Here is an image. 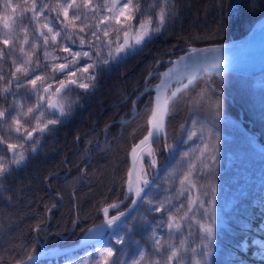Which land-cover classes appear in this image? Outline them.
Segmentation results:
<instances>
[{
	"label": "trees",
	"instance_id": "1",
	"mask_svg": "<svg viewBox=\"0 0 264 264\" xmlns=\"http://www.w3.org/2000/svg\"><path fill=\"white\" fill-rule=\"evenodd\" d=\"M167 11L165 26L155 31V36L138 54L95 67V79L89 87L74 90L64 123L50 126L37 152L20 167L6 171L0 179V264L27 258L38 250L37 240L44 238L47 246L74 243L90 226L101 222V209L124 198L129 150L148 130L152 103L151 98L144 103L145 96L137 100L138 112L132 119L127 123L118 121L133 114L132 99L143 88L146 75L156 68L158 60L182 53L188 46L220 44L244 36L264 14V0H171ZM10 65L9 61L0 59L4 85L8 84ZM135 86L138 88L133 95L124 99ZM10 95L8 92L3 98L0 92V111L8 107ZM262 115L264 109L257 105L254 95L237 84L234 74L224 73L219 78L205 76L174 99L165 141L163 138L153 141L157 164H165L151 187L159 192L178 186L173 171L181 164L187 147L192 150L194 146L199 149L216 140L224 142L210 147L218 153L214 162L202 170L197 180L199 186L204 181L223 192V185L233 186L234 176L242 177L243 170L253 168L250 170L254 180H242L239 192H245L244 195H234L235 201L228 209L219 204L224 221L214 233L209 264H264V253L252 243L255 236L264 242L259 226L264 217ZM95 120L98 132L88 131ZM106 125L103 134L101 129ZM79 134L82 136L76 142ZM97 137L98 144L90 146V141ZM226 149L233 153L234 159L225 157ZM206 193L209 196L211 192ZM131 200L130 197L118 211L126 209ZM183 204L182 197L171 209L181 214ZM136 212L127 219L128 223ZM167 213L148 210L154 222ZM149 227L146 229L150 230ZM140 229L133 234L139 238L140 248H149L147 237ZM109 243L116 245L112 240ZM61 261L59 258L58 263ZM36 264H48V261Z\"/></svg>",
	"mask_w": 264,
	"mask_h": 264
},
{
	"label": "rangeland",
	"instance_id": "2",
	"mask_svg": "<svg viewBox=\"0 0 264 264\" xmlns=\"http://www.w3.org/2000/svg\"><path fill=\"white\" fill-rule=\"evenodd\" d=\"M8 2L16 7L15 12H13L11 8H5V4ZM35 2L38 10L41 7L44 9L43 14L39 16V25L35 20L31 19V0H0V16L4 17L3 20H0V41H2L6 35H9L12 41L8 46L3 44L4 48L0 49L4 52L3 59L9 61L11 64L8 81L6 80L8 84L5 83L4 85L2 83L3 80L0 79V92L3 98L8 92L12 95L8 107L6 108L5 106L1 110L5 112V117L0 120V123L3 125V132L0 134V139L4 141L0 143V164H3L7 171L20 167L30 155L37 152L43 140V136L47 134L48 129L43 133L38 129L33 131L37 123L35 117L38 116L39 113L42 112L44 114L41 117V127L43 123L47 122L49 119L57 120L58 123L56 124L65 121V115H54L49 113L46 109L49 100L55 96L59 81L63 80L65 82V88L57 96V101L59 107L63 106L64 112H66L71 104L70 101L72 100L74 90L84 89L78 87V84L86 83L89 85L92 80L89 77L93 76L95 67L104 63L103 61L105 59L108 61H119L134 57V55L138 54L139 50L144 48L148 40L141 45H135L133 33L138 31L140 23H147L149 19H151L152 27L155 29L158 23V13L161 9H164L168 15L167 7L171 6V0H166V2L165 0H133L134 4H139V10L134 13V19L127 20L125 16H119L118 23L117 20L113 18V13L108 12L106 9V5H110L113 0H92L91 6L88 8L81 7L79 10L75 8L69 9V18L77 11L81 18L69 24L66 28L64 25L68 24V21L64 19L60 9H57V11H52V9L56 8L58 4L69 3L68 0H35ZM115 2L119 6L124 0H115ZM77 3L82 4V0H77ZM92 7H95L96 10L92 11ZM58 12H60L59 15ZM127 14L126 12L125 15ZM263 15L261 17H264ZM105 17H108V19H103ZM46 21L50 22L49 26L53 27L54 31H59L61 33L55 42H52L47 29L42 27L43 23ZM5 24L8 25L7 28H5ZM81 27L84 28L83 32L79 30ZM22 29H26L27 31L25 32ZM104 30L108 32L107 36L104 35ZM125 31L129 32L128 39L133 45V48L128 49L127 55L123 52L117 54L118 44L123 45L125 40ZM41 32L45 35H49V42L47 45L43 42V37L40 35ZM93 33H95V35H93ZM26 36L28 43L25 44L24 40ZM153 36H155V31L152 32L151 38H153ZM81 38L84 40L83 44H81ZM33 45H35V48H33ZM63 47L69 48L70 51H62ZM188 47V52L180 56V58L187 55L190 52L189 50H192L194 46ZM20 48H24V50L31 55L33 63L29 67V76L25 77L22 73H16L17 78H13V73H15L16 68L13 61L15 60L18 65L27 59V57L20 52ZM45 51L49 53L47 58H45ZM73 52H87L89 55L88 57L81 55L75 58V61L70 63L68 70L63 74H57V69L54 71L52 65L73 61V57L70 54ZM53 56L59 59L53 60ZM168 58V60L164 58L158 61L160 64L163 62L171 63L170 60L173 56ZM88 65H93V67L88 68V71H83ZM45 67H48V71ZM68 71H75L76 75H68ZM158 72L159 70L154 71L148 75V77H157ZM233 74L234 78L237 79V84L254 95L257 105L264 109V73L248 76L237 73ZM235 74L237 76H235ZM37 75L43 77V80L37 81L38 93L34 91L32 85L28 83L29 79L35 78ZM220 76L221 75H218L217 77ZM0 77H2L1 73ZM70 80H75L77 83L71 84L69 83ZM248 80L250 81L249 83H247ZM48 84H51V87L48 93H45L43 87ZM6 87L9 88V91L4 92L3 89ZM152 88H154V86H148L147 84L143 92H147V90ZM173 90L170 92L173 93ZM170 92L168 93L169 96L171 94ZM40 97H43V99H40ZM37 105H39L38 108L36 107ZM29 107H33L34 111L33 113L26 114ZM18 113L20 114L21 133L15 131L16 124L13 122V118L16 117ZM262 117H264V115H262ZM121 120L124 122L125 117ZM52 125L55 124H49L48 128ZM91 127L92 126L89 128ZM24 129L33 131L31 139H25L27 133ZM249 130L252 131L251 128ZM208 135L210 138L213 137L210 134ZM175 142L173 144L174 146L176 144ZM9 143L17 145V147L14 150H9ZM213 143H217V146L224 144L223 141L216 140L205 146H201L199 149L194 146L192 150L188 147L183 150L181 164L173 171V175L178 178V186L176 188L169 186L162 189V192H159L157 188L151 189L155 182L152 183L150 188H144L143 185V180L145 178L151 182L152 178L150 175H152L155 167H157L156 165H158L155 148L153 144H151L152 151L150 154L143 157L138 175L139 179L137 180L140 188L146 190L145 194L142 196L143 202L140 201L136 210L137 212L131 218V222L128 223L126 221L116 226L112 235L108 237L112 238L116 245L112 246L110 244H105L107 238L101 245L92 247L85 253L63 264H105L106 260L108 264H132L133 260L139 259L140 253L144 255V260L141 264H155L156 261H160V264H164L171 251L169 246L178 249V258L173 261V264H197V262H199V264H209L211 257L210 250L212 249L214 239L212 241L207 239L200 230V224L207 226L211 223L215 233L224 221L221 216V211H219V204H221L223 209H228L235 201L234 195L242 193L239 192L243 186L242 180L248 182L254 180V178H251L252 172L250 169H253L251 167L247 168L248 170L246 171L243 170L244 174L242 177L234 176L232 178V187L223 185L222 187L225 190L223 192H221L219 188H215L211 183H206L204 181H202L199 186L197 180L202 170L209 167V165L214 162L218 153L217 150L210 149ZM20 145H23V147H20ZM25 145H28V148H25ZM33 148L36 149L35 152L32 151ZM20 152L24 153L25 160L17 165L12 161L14 159V153L18 154ZM171 152L173 154L172 150ZM223 153L228 160L234 159L231 151L226 149ZM167 154L171 157L170 152ZM153 160L156 161L155 166L151 164ZM186 176L187 180H185ZM181 181H184V183H181ZM232 188H235V190L232 191ZM206 192L211 193L208 196ZM225 192H227V194L222 195ZM182 197L184 198V204L182 206L183 212L177 215V211L171 209V206ZM213 200L215 201L214 205L212 204ZM190 202L192 204L191 211H189ZM201 202L204 204L203 208L200 207ZM175 207L177 208V206ZM154 209H159L157 210L158 212L165 211L168 213L165 217L159 218L157 222H154L153 218L148 214V210L154 211ZM185 214H187V218H185ZM169 217L174 218V225L175 223L181 225L179 230H176L175 226H173L171 230L168 228ZM147 225L150 226V230L146 229ZM259 226L261 234L264 236V217ZM140 228H142L145 237H147L149 248H140V240L133 234L134 230ZM118 238H121L123 242L117 243ZM156 239H159L161 244V250L159 252L156 251ZM252 243L260 247L261 251L264 253V242L260 237L253 238ZM205 245H207V247H205ZM242 245L244 247L246 246V240L242 241ZM106 248H112L113 256H107V253L104 251ZM205 252L209 253V255H205Z\"/></svg>",
	"mask_w": 264,
	"mask_h": 264
},
{
	"label": "snow or ice",
	"instance_id": "3",
	"mask_svg": "<svg viewBox=\"0 0 264 264\" xmlns=\"http://www.w3.org/2000/svg\"><path fill=\"white\" fill-rule=\"evenodd\" d=\"M165 2H166V0H165ZM31 3H32V7L30 9V11L32 12L31 19L35 20L37 22V24L39 25V16L43 14L44 9L41 7L38 10V7H37L35 0H31ZM91 3H92V0H82V4L77 3V0H71V2H69V3L58 4L56 8L52 9V11H57V9H60V12H62V14L64 16V19L66 21H68V24L64 25V27L67 28L69 24H72L74 21L79 20L81 18L78 11L74 12L72 17L69 18V9L75 8V9L79 10L81 7L88 8L91 6ZM5 8L6 9L11 8L13 12L16 11V7L13 4H11L10 2L5 4ZM106 9L108 12L113 13V18H115L117 20V22L119 23V16H125V19H127V20L134 19V13L137 10H139V4L138 3L134 4L133 0H124V2L118 6L117 3L115 2V0H113V2L110 5H106ZM95 10H96V8L92 7V11H95ZM60 12H58V15L60 14ZM126 12L128 13L127 15H125ZM166 15H167L166 11L164 9H161V11L158 13V23H157L155 29H153V27H152L151 19H149L147 21V23H143V22L140 23L138 31L133 33L134 39H135V45H141L146 40H150L151 34L153 31H157V32L160 31L165 26ZM3 19H4V17L0 16V20H3ZM103 19H108V17H105ZM49 24H50V22L46 21L45 23H43L42 27L47 29L48 34L50 35L52 42H55L57 37L60 36L61 33L59 31H54L53 27H50ZM85 26H87V25H85ZM7 27H8V25L5 24V28H7ZM22 30H24L25 32L27 31L26 29H22ZM79 30L81 32H83L84 28L81 27ZM40 35L43 37L44 44L47 45L49 42V35H45L43 32H41ZM93 35H95V33H93ZM104 35L105 36L108 35L107 30H104ZM124 36H125V40L123 42V45L118 44V46H117V54L123 52L127 55L128 49L133 48V45L129 42V39H128L129 32L125 31ZM0 42H2L5 46H8L12 41H11L10 36L6 35L5 38ZM24 43L25 44L28 43L27 36L25 37ZM83 43H84V40H83V38H81V44H83ZM33 48H35V45H33ZM62 51L69 52L70 50L67 47H63ZM20 52L25 57H27V59H25L23 61V63L18 64V65L16 64L15 60L13 61V64L16 65L15 73H13V78H17L16 73H22L25 77L29 76V67L33 63L31 55L28 52H26L24 50V48H20ZM70 54L73 57V61H71L69 63L53 64L52 65L53 70L55 71L56 69H59L61 72H65L66 70L69 69L70 63L75 61V58L80 57L81 55L88 57V55H89L87 52H84V53L73 52ZM48 56H49V53L47 51H45V58H47ZM3 57H4V52L2 50H0V59H2ZM52 59L56 60L59 58L53 56ZM103 62L107 63L108 60L105 59ZM214 66L219 67L218 64L214 65ZM91 67H93V65H88V67L84 68L83 71H88V68H91ZM68 75L75 76L76 72L75 71H68ZM89 78L94 80L95 76L93 75V76H90ZM0 79H3V77H0ZM41 80H43V77H41L39 75L35 76V78L28 80V83H30L32 85L33 90L36 91L37 93L39 92V90L37 89V81H41ZM191 82L192 81L190 79L189 83H191ZM69 83L76 84L77 82L75 80H70ZM59 85H60V87L56 89L57 93H59L61 91V89L65 88V82L63 80H60ZM50 87H51V84H48L47 86L43 87V91L45 93H48ZM78 87L87 89L89 87V85L86 83H80V84H78ZM184 87H187V85H184ZM179 90L180 89L178 88L176 90V92H178ZM3 91L7 92V91H9V88L6 87L3 89ZM176 92H173L172 95L175 96ZM40 99H43V97H40ZM36 107L38 108L39 105H37ZM48 107L52 108L54 110H56V108H57V106L55 104H53L50 100L48 103ZM58 110L60 111L61 115H65L63 106H60ZM33 111H34V108L29 107L27 109L26 114L33 113ZM43 115L44 114L41 112V113H39L38 116L35 117L37 123H36V128L33 129V131L38 129L41 133H43L45 130L48 129L49 124L58 123L57 120L49 119V120H47V122H44L43 126L41 127V117ZM19 116H20V114L18 113L17 116L13 118V122L16 124L15 131L17 133H21V124H20ZM4 117H5V112L0 111V120H2ZM155 117H156V113L153 112V120H150L149 123L152 124V126L154 128H156L157 131H160V130H162V127H163L162 118H161V121H155ZM24 131L27 133L25 139H31L33 136V131H28L27 129H24ZM152 136H153V133L150 131L148 133V136L145 137V141L148 140ZM145 141H141V144H143ZM3 142L4 141L2 139H0V143H3ZM16 147H17V145H14L11 143L8 144L9 150H14ZM20 147H23V145H20ZM35 150H36L35 148L32 149L33 152H35ZM133 152H135V149H133ZM24 160H25V155L23 152H20L18 154L14 153V159L12 161L13 163H16L17 165H19ZM151 164H152V166H155L156 161L153 160L151 162ZM6 171H7L6 167L3 164H0V179L3 178ZM185 180H187V176L185 177ZM181 183H184V181H181ZM149 184H150V181L145 178L143 180L144 188H148ZM144 188L137 187L134 190L132 188L131 182H130L128 192L131 194L134 191L135 196L138 198H141V202H143V198L141 197V192L144 191ZM213 191H214V189H213ZM136 202H137L136 200L132 201L133 204H136ZM214 203H215V201L213 200L212 204L214 205ZM111 207H116V205H112ZM200 207L201 208L204 207L203 202H201ZM191 208H192V204L190 202L189 211H191ZM154 210H159V209H154ZM104 213H105V216L107 217V214H108L107 208L104 209ZM121 215H124V214L121 213ZM213 215H214V213H213ZM185 218H187V214H185ZM118 220H120V216H115L112 219L107 220V223L109 225H112L115 221H118ZM173 226H175L176 230H179L181 227V225L179 223H175V225H174V218L169 217L168 228L171 230L173 228ZM200 230L204 233V235L207 237V239L209 241H212L214 239V228H213L211 223H209L207 226L204 224H200ZM122 242L123 241L121 238L117 239V243H122ZM155 245H156V251L159 252L161 250V244H160L159 239L155 240ZM169 247L171 248V251H170L169 255L167 256V260L164 262V264H173V261L177 260V258H178V249L172 248L171 246H169ZM205 247H207V245H205ZM104 251L107 253L108 257L113 256L112 248H106ZM205 255H209V253L205 252ZM29 259H31V257H29ZM143 260H144V255H143V253H140L139 259L133 260L132 264H141V262ZM105 264H108L107 260L105 261ZM155 264H160V261H156ZM197 264H199V262H197Z\"/></svg>",
	"mask_w": 264,
	"mask_h": 264
},
{
	"label": "water",
	"instance_id": "4",
	"mask_svg": "<svg viewBox=\"0 0 264 264\" xmlns=\"http://www.w3.org/2000/svg\"><path fill=\"white\" fill-rule=\"evenodd\" d=\"M209 65H211V64H209V63H193V64H191L190 66H188L186 68V71L184 73H182V72L181 73L171 72V73L167 74L166 78L160 80L159 86H158L157 91H156L155 96H154L153 103L157 104L158 107L161 108V113H162L161 118H162V125H163L162 130H160V131L156 130L153 133V136L145 141V137H147L148 133H149V131H148V133L141 140H139L135 145L132 146V148L129 151L130 167H129V174H128L129 179H128V184H127V188H126V196L121 201L113 203L111 205H108V206L104 207L103 210L105 208H107L108 211L116 210L119 206H121L123 203H125L126 200L131 195L133 196V200L137 201L136 204L132 203L124 212H122L124 215H121V213H118V214H115V215H113L111 217H108V216L106 217L105 214L102 213V215H103L102 230H101V233L95 238H87V239H85L83 237L77 243H74V244L69 245V246H64V247L53 246V247H49V248H44L43 246H41L40 250L37 253H34L32 256H30L31 259L27 258L25 260H22V261H19V262H14V263H11V264H34V263L38 262L39 260L46 259V258H55V257L63 255V254H67V253H71V252L77 251V250L82 249L83 247H86V246L100 245L107 238V236H105V234L107 233V231L109 230V227L111 226V225H109L107 223V220H110V219H112L115 216H120V220L115 221L112 224L114 226H117L120 223H122L128 216H130L133 213V211L137 208V206H138V204H139V202L141 200V198L136 197L135 195H133V193L130 194L128 192V189H129V186H130V182H131V186H132V188L134 190L137 187H139L138 186V181H137L136 166H135V164L133 162V159H132L133 149H136V148L140 147L141 145H143L145 143H149L152 140H154V139H156V138H158L160 136H163L165 134L166 121H167V115H168V103H167L166 107L163 106L164 100L162 98V89H163L164 84L166 83V81L171 80V79H173L175 77H179L181 74L185 75V74H188V73H192V72L201 70L204 67H207ZM221 67L224 70H232V71H236V72H243L241 70V68H244L245 69V71H244L245 74H251V73L260 72V71L264 70V56L256 57L254 60L251 61V64L243 63L240 66L227 64L226 66H221ZM57 72L58 73H63L59 69H58ZM188 87H186V88H188ZM186 88H183V89H186ZM59 93L56 92V94H59ZM51 102L53 104H55L57 106V108H56V110H54L52 108H49L48 105H47L48 111L51 112V113H54V114H59L60 111L58 110L59 107H58L56 98H53L51 100ZM152 115H153V111L151 112L150 117H152ZM141 141H145V142L143 144H141ZM150 184H151V182H150ZM150 184H149V186H150ZM145 192H146V190L141 192V197L145 194ZM112 205H116V207H111ZM110 234H112L111 230L108 231L107 235L109 236Z\"/></svg>",
	"mask_w": 264,
	"mask_h": 264
},
{
	"label": "bare ground",
	"instance_id": "5",
	"mask_svg": "<svg viewBox=\"0 0 264 264\" xmlns=\"http://www.w3.org/2000/svg\"><path fill=\"white\" fill-rule=\"evenodd\" d=\"M264 16V15H263ZM250 28V27H249ZM264 43V18L261 19L257 25L255 26V28L251 31V33L246 36L245 38L241 39V40H237V41H231L226 43L225 45H220V46H212V47H206V48H200V49H192L190 50V52L181 57L179 60L173 62L172 67H176V68H183L184 65L188 64L190 61H192L193 59L197 58V57H201V56H208V57H212L215 55H222L223 53H228L229 51H233L235 54H240V51L242 52V48L246 45H252V44H263ZM239 53H236V52ZM239 56V55H238ZM244 56V55H243ZM206 70H208V72L211 73H215L218 72L219 70L213 67H208L207 69H204V71L202 73H204ZM201 74L199 73H193L190 76H186V79L184 78H177L171 81H168L165 85L164 88V103L163 106H167L168 103V107L170 105V101L171 98L168 95V93L170 91L173 90L174 87H180L183 86V84L186 82L185 85H189L193 82V80L199 75ZM263 74V73H262ZM191 79V83H189V80ZM172 95V93L170 94ZM235 104V103H234ZM155 113H156V117H155V121H161V108L158 107V105L155 104L154 107ZM239 111V110H238ZM241 112V111H240ZM240 118V117H239ZM262 119V117H261ZM153 120V115L152 117L149 119ZM245 120V119H244ZM249 122V121H248ZM252 122V121H251ZM64 123V122H63ZM244 123V122H243ZM60 125V124H59ZM57 128V127H54ZM253 129V128H252ZM251 129V130H252ZM150 131L154 132L156 131V128H154L152 126V124H150ZM261 131V129L259 130ZM258 132V131H257ZM244 134V133H243ZM260 134V133H259ZM258 135V134H257ZM259 140V139H258ZM261 140H263L261 138ZM264 147V146H263ZM152 151V147L150 143H145L142 146L138 147L135 149V152H133L132 154V159L133 162L136 166L137 169V173L139 175V171H140V165H141V161L143 160V157L147 154H150ZM255 153V152H254ZM254 164V163H253ZM256 164V163H255ZM254 167V165H253ZM256 169V168H255ZM255 171V170H254ZM258 173V172H257ZM261 187V186H260ZM264 188V187H263ZM259 189V188H258ZM261 191V190H260ZM264 191V190H263ZM258 192V191H257ZM262 192V191H261ZM245 192L242 193V195H244ZM259 194V193H258ZM133 195L134 191H133ZM241 195V193H240ZM246 197V196H245ZM242 199H244V196H242ZM246 199V198H245ZM244 199V200H245ZM238 201V200H237ZM237 203V202H236ZM236 206V205H235ZM102 218V217H100ZM102 226L103 225H96L93 226L92 228L89 229V232L85 235L86 238H95L97 237L102 230Z\"/></svg>",
	"mask_w": 264,
	"mask_h": 264
}]
</instances>
